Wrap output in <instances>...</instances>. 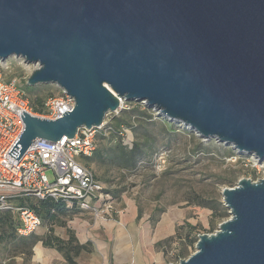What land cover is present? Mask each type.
Returning <instances> with one entry per match:
<instances>
[{
	"label": "water",
	"instance_id": "1",
	"mask_svg": "<svg viewBox=\"0 0 264 264\" xmlns=\"http://www.w3.org/2000/svg\"><path fill=\"white\" fill-rule=\"evenodd\" d=\"M74 100L55 120L23 112L8 153L101 127L126 102L264 161V0H0V60ZM230 218L179 264H264V178L222 189Z\"/></svg>",
	"mask_w": 264,
	"mask_h": 264
},
{
	"label": "rangeland",
	"instance_id": "2",
	"mask_svg": "<svg viewBox=\"0 0 264 264\" xmlns=\"http://www.w3.org/2000/svg\"><path fill=\"white\" fill-rule=\"evenodd\" d=\"M3 63L4 76L14 80L25 90L28 78L37 67L14 57ZM35 87L37 90L34 94L26 92L30 101L41 97L46 102L50 98L61 97L63 93L56 85ZM132 109L146 111L141 103L126 102L125 109L109 114L106 119L111 121L114 117H120L122 111ZM153 112L155 115L152 120L139 115L132 116L133 118L128 115L123 117L131 122V127L124 124L122 126L125 127L122 134L125 143H139L146 151L145 158L139 161L135 169L128 170L113 164L109 155L117 140L101 138V131L96 133L100 154L94 155L91 161L88 160L87 165L105 186L113 211L107 216H96L93 212L81 213L78 210L67 215L73 218L76 229L82 234L87 229L92 240L91 251H83L76 257L78 264L90 261L89 254L95 252L93 248H98L110 258L114 243L111 233H117V223L123 225L122 253L130 256L140 250L145 254L144 245H150L146 241L147 231L154 232L161 216H164L165 223L169 224L171 221L174 224V232L165 241L154 245V252L161 253V257L153 264H179L180 259H187L196 251L200 235L214 234L219 230L220 224L230 218L229 210L223 203L222 189L236 187L241 179L255 182L264 178V161L239 154L232 147L214 139H203L182 124L168 121L159 117L154 110ZM32 113L36 114L34 111ZM151 114L148 112V115ZM171 123L174 125H170ZM47 176L51 182L54 181L53 171H47ZM212 202L222 203L228 216L215 218L212 210L206 206ZM16 219L18 220L17 214L14 216L15 224ZM164 231L169 234L170 227L167 225ZM56 234L67 239L65 230L60 227L56 229ZM132 234L134 236L130 240L129 236ZM16 249L21 250V244L13 248L14 256L21 259L22 256ZM48 254L55 252L49 250ZM54 261L55 264H66L56 258ZM13 263L22 262L20 260L15 263L14 260Z\"/></svg>",
	"mask_w": 264,
	"mask_h": 264
},
{
	"label": "built area",
	"instance_id": "3",
	"mask_svg": "<svg viewBox=\"0 0 264 264\" xmlns=\"http://www.w3.org/2000/svg\"><path fill=\"white\" fill-rule=\"evenodd\" d=\"M4 70L0 60V211L19 215L17 235L28 238L42 226L41 218L17 200L52 198L69 209L93 212L96 216L112 213L105 186L86 165V159L97 149L96 133L105 131L109 120L99 128L80 129L73 139L38 140L16 160L8 153L24 131L22 113L55 120L73 109L74 100L63 92L61 97L46 101L43 115L34 114L24 91L14 80L6 81ZM125 108L123 103L122 109ZM49 170L54 173L53 182L48 179Z\"/></svg>",
	"mask_w": 264,
	"mask_h": 264
},
{
	"label": "trees",
	"instance_id": "4",
	"mask_svg": "<svg viewBox=\"0 0 264 264\" xmlns=\"http://www.w3.org/2000/svg\"><path fill=\"white\" fill-rule=\"evenodd\" d=\"M6 81H10L11 79L6 78ZM21 88V87H20ZM25 90L21 88L24 93L25 97L29 100L30 97L27 95L26 92L29 94H34L37 90V87H30L28 84L25 85ZM63 95V93H62ZM30 108L34 111L37 115H43L46 112V102L43 98L37 97L35 99L29 100ZM142 104V103H141ZM146 111L140 112L139 109H132L128 112L122 111L120 117H114L113 120L109 121L108 125L106 126L105 131H101V138H114L117 140L115 143V147L110 151V161L118 167L124 169H135L139 161L146 156V151L143 145L139 143H125V140L122 138V134L125 127H122L123 124L127 127H131V122L126 121L123 119L124 115L132 116L139 115L141 118L145 117L146 119H153L154 112L152 109H149L145 106ZM152 113L151 116L148 115ZM174 125V124H170ZM98 143L97 149L94 155H99L100 151H98ZM93 155V156H94ZM92 157L86 159L87 161H91ZM102 158V157H101ZM88 166V165H87ZM20 206L27 207L33 212H35L42 220V225H48L50 231L54 230V227H64L66 225V220L70 219L67 215H70V212L75 210L76 208H67L66 204L62 203L61 201H56L52 198H46L44 200H37V199H27L26 200H17L16 201ZM210 210H212L213 215L215 218H224L228 216V211L224 207L222 203L212 202L206 205ZM16 212L13 211H0V244L3 246V251L6 253L13 254V248H16L19 244H21L22 249L17 250L20 252V255H25L29 258L33 253V248L36 245L38 238L37 237H30L27 240L20 238L15 231L19 228L20 221L19 215L18 220L16 219L17 223H14V216ZM66 215L67 217H64ZM34 235V234H33ZM46 245L49 247L54 248L59 253H61L66 261V264H78L76 262V257L79 256L83 251L90 252V243L87 245H81L75 235L73 233H68V239H62L56 237L53 234H49L44 239ZM184 253V251H183ZM14 255V254H13Z\"/></svg>",
	"mask_w": 264,
	"mask_h": 264
},
{
	"label": "crops",
	"instance_id": "5",
	"mask_svg": "<svg viewBox=\"0 0 264 264\" xmlns=\"http://www.w3.org/2000/svg\"><path fill=\"white\" fill-rule=\"evenodd\" d=\"M78 210V209H75ZM79 211V210H78ZM81 212V211H80ZM82 213V212H81ZM107 216L108 214H103V216ZM102 216V215H101ZM73 218H70L66 220V225L64 227H60L65 230V235L66 238L68 239V233H73L75 234V237L79 241L81 245H87L92 241L89 236L87 229L83 232V234L76 229L75 222L72 221ZM115 225V223H114ZM113 225V226H114ZM167 225L170 227V232L169 234H166V231H164L167 228ZM59 227V226H58ZM57 226L54 227V230L50 231L48 225H42L38 231L32 235L34 237L38 238V241L36 245L33 248V253L32 255L27 258L25 255H21L22 258H17L13 254H8L3 251V246L0 244V264H14L13 261L15 260L16 262H19L21 260V264H28L30 262L34 263H41V264H55L54 259L60 261H65L63 255L59 253L57 250H55L52 247H49L46 245V242L44 239L46 238L47 235L53 234L56 237H59L56 234V229L58 228ZM111 225L109 226V228ZM123 228V225L120 223H117V233H111L112 238L114 239V243L112 245V250H111V256L108 258L105 256L104 253H101L99 249H94L95 252L93 251L92 253L89 254L90 256V261L89 262H84L82 264H153L155 260L160 259L161 253H155L153 250L154 245L161 243L165 241L168 237H171L174 232V224L170 221L169 224L164 222V216H161L159 220H157V223L154 227V232L152 233L151 231H147V239L146 241L150 243V245L145 246L144 248L146 249V253L143 254L140 250L139 252H136L135 254H131L130 256H125L122 252V243H121V230ZM149 235H152L149 237ZM30 236V237H32ZM134 234L129 236L130 240L133 238ZM28 238H22L24 240L29 239ZM62 238V237H59ZM64 239V238H62ZM66 239V240H67ZM140 247V246H138ZM55 252V254H48V251ZM86 253V251H84ZM54 259H51V258Z\"/></svg>",
	"mask_w": 264,
	"mask_h": 264
}]
</instances>
